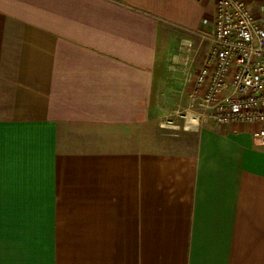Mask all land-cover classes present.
Returning a JSON list of instances; mask_svg holds the SVG:
<instances>
[{
	"label": "crops",
	"instance_id": "crops-1",
	"mask_svg": "<svg viewBox=\"0 0 264 264\" xmlns=\"http://www.w3.org/2000/svg\"><path fill=\"white\" fill-rule=\"evenodd\" d=\"M216 2L0 0V264H264L261 124L160 125Z\"/></svg>",
	"mask_w": 264,
	"mask_h": 264
},
{
	"label": "built area",
	"instance_id": "built-area-1",
	"mask_svg": "<svg viewBox=\"0 0 264 264\" xmlns=\"http://www.w3.org/2000/svg\"><path fill=\"white\" fill-rule=\"evenodd\" d=\"M216 7L211 29L198 31L201 49L208 44L188 80L194 78L202 117L222 126L257 122L264 145V20L253 17L245 0H217Z\"/></svg>",
	"mask_w": 264,
	"mask_h": 264
},
{
	"label": "rangeland",
	"instance_id": "rangeland-1",
	"mask_svg": "<svg viewBox=\"0 0 264 264\" xmlns=\"http://www.w3.org/2000/svg\"><path fill=\"white\" fill-rule=\"evenodd\" d=\"M216 8L217 7H215V11ZM247 8L251 10V13L255 19L259 21L264 20V15H257L252 10L249 3H247ZM177 29L180 33L178 34L177 39V51L174 55H172L170 68L174 71L179 72L178 79L181 86V95L184 96L185 94H188L189 102L186 106L187 108H178L174 111L177 116L174 117L171 115H166L161 119V127L172 131H177V129H192L194 126H198L203 121L208 119V117H202L201 111L198 108L200 98L198 96V93H196L198 89L194 85V78H192L190 82L187 76V73H190L193 69L198 68L199 63L202 61V53H206L205 49L208 42L205 41L201 49L202 37L198 34V31H201L200 29L185 28L184 26H177ZM187 40L191 42L190 46H188L189 49L186 48V44L188 45ZM199 46L200 50L198 53H196V47ZM191 76L194 77V75Z\"/></svg>",
	"mask_w": 264,
	"mask_h": 264
}]
</instances>
